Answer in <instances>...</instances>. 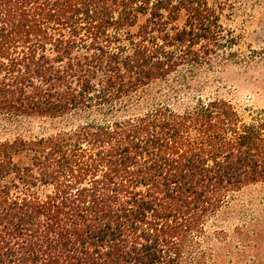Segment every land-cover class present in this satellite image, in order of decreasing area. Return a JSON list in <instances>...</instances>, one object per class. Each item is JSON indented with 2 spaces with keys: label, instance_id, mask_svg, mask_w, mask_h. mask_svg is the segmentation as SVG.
I'll return each instance as SVG.
<instances>
[{
  "label": "trees",
  "instance_id": "obj_1",
  "mask_svg": "<svg viewBox=\"0 0 264 264\" xmlns=\"http://www.w3.org/2000/svg\"><path fill=\"white\" fill-rule=\"evenodd\" d=\"M224 36L207 0H0V124L93 115L0 140V264H217L206 224L264 181V118L139 106L158 80L189 86Z\"/></svg>",
  "mask_w": 264,
  "mask_h": 264
},
{
  "label": "rangeland",
  "instance_id": "obj_2",
  "mask_svg": "<svg viewBox=\"0 0 264 264\" xmlns=\"http://www.w3.org/2000/svg\"><path fill=\"white\" fill-rule=\"evenodd\" d=\"M207 2L219 12L224 39H231L230 43L218 49L221 56L214 57L211 65L196 72L189 86L172 83L171 79L170 86L159 80L148 85L139 107L143 110L151 103L163 102L178 108L197 97L220 98L229 101L246 121L264 118V0ZM144 18L139 15L138 22ZM184 18L181 13L173 24L183 25ZM92 117L87 114L69 122L21 117L15 123L0 124V140L46 136ZM216 230L220 231L218 238L209 236L201 247L205 252H215L217 264H264V181L243 187L227 198L217 216L206 224L207 233Z\"/></svg>",
  "mask_w": 264,
  "mask_h": 264
}]
</instances>
